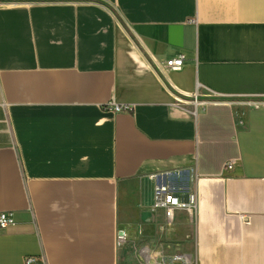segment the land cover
Segmentation results:
<instances>
[{"label":"crops","instance_id":"1","mask_svg":"<svg viewBox=\"0 0 264 264\" xmlns=\"http://www.w3.org/2000/svg\"><path fill=\"white\" fill-rule=\"evenodd\" d=\"M3 212L0 264H264V0H0Z\"/></svg>","mask_w":264,"mask_h":264},{"label":"built area","instance_id":"2","mask_svg":"<svg viewBox=\"0 0 264 264\" xmlns=\"http://www.w3.org/2000/svg\"><path fill=\"white\" fill-rule=\"evenodd\" d=\"M185 56H180L176 59H171L166 62V68L168 70H179L184 65ZM197 103V100L195 101ZM116 111H124L128 110L126 107H115ZM234 161H230L226 168L232 169L234 167ZM168 187L160 186L156 191V206L159 208L166 209V216L169 222H172L175 217L176 211L179 209L185 210L193 216V213L196 208V197L194 195H190L189 200L185 203H179L176 198L172 195L167 194ZM17 222L13 213L3 212L0 213V229L7 230L11 227L16 226ZM174 260L185 261V257H175ZM23 264H47L42 257L39 256H28L25 257Z\"/></svg>","mask_w":264,"mask_h":264}]
</instances>
